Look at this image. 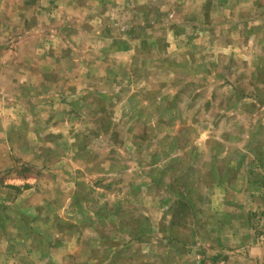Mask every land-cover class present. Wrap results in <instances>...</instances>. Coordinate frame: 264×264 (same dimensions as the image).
Returning a JSON list of instances; mask_svg holds the SVG:
<instances>
[{
	"label": "rangeland",
	"instance_id": "rangeland-1",
	"mask_svg": "<svg viewBox=\"0 0 264 264\" xmlns=\"http://www.w3.org/2000/svg\"><path fill=\"white\" fill-rule=\"evenodd\" d=\"M118 8L114 78L8 134L0 264H264V0Z\"/></svg>",
	"mask_w": 264,
	"mask_h": 264
},
{
	"label": "crops",
	"instance_id": "crops-1",
	"mask_svg": "<svg viewBox=\"0 0 264 264\" xmlns=\"http://www.w3.org/2000/svg\"><path fill=\"white\" fill-rule=\"evenodd\" d=\"M127 1L0 0V162L3 152L10 154L11 130L21 131L22 124L28 128L21 134L25 141L14 142L43 141L51 133V114L65 110L61 96L82 94L79 90L89 87L82 85L83 79L101 85L109 75L114 78L108 72L112 59L108 62V54L103 55L113 43L108 20ZM119 56L127 62L129 53ZM63 120L52 121L62 138L63 129L58 128L66 126ZM1 242L7 247L0 254L12 255L11 237L0 234Z\"/></svg>",
	"mask_w": 264,
	"mask_h": 264
}]
</instances>
